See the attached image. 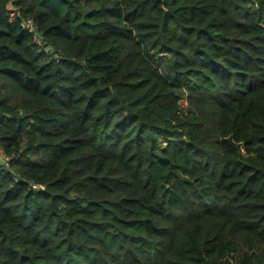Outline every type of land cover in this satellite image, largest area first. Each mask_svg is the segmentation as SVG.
Instances as JSON below:
<instances>
[{
  "label": "trees",
  "instance_id": "obj_1",
  "mask_svg": "<svg viewBox=\"0 0 264 264\" xmlns=\"http://www.w3.org/2000/svg\"><path fill=\"white\" fill-rule=\"evenodd\" d=\"M0 148V264H264V0H0Z\"/></svg>",
  "mask_w": 264,
  "mask_h": 264
},
{
  "label": "built area",
  "instance_id": "obj_2",
  "mask_svg": "<svg viewBox=\"0 0 264 264\" xmlns=\"http://www.w3.org/2000/svg\"><path fill=\"white\" fill-rule=\"evenodd\" d=\"M22 27H23L24 29H27L28 32H30V33H32L33 31H35V25H34V23H33L32 20H27V21L23 22V23H22ZM34 40H35V42H36L37 44L41 45V40H40V38L37 37L36 35L34 36ZM0 159H1L2 161H4L5 164L7 165L8 161H9V157H7V156L4 154V152H3V150H2L1 148H0ZM14 181L17 182L18 179H17V178H14ZM32 188L35 189V190L42 189V187L39 186V185H32Z\"/></svg>",
  "mask_w": 264,
  "mask_h": 264
}]
</instances>
